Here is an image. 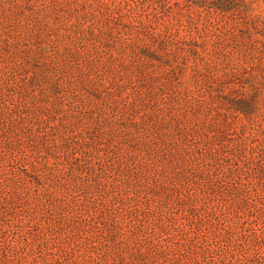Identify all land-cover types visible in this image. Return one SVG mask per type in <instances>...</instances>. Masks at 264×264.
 <instances>
[{
    "label": "rangeland",
    "instance_id": "374dc122",
    "mask_svg": "<svg viewBox=\"0 0 264 264\" xmlns=\"http://www.w3.org/2000/svg\"><path fill=\"white\" fill-rule=\"evenodd\" d=\"M0 264H264V0H0Z\"/></svg>",
    "mask_w": 264,
    "mask_h": 264
}]
</instances>
